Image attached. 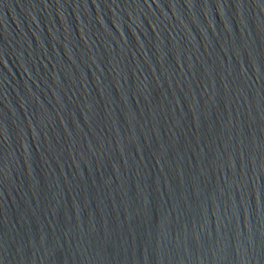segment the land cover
I'll return each mask as SVG.
<instances>
[{
  "label": "water",
  "instance_id": "water-1",
  "mask_svg": "<svg viewBox=\"0 0 264 264\" xmlns=\"http://www.w3.org/2000/svg\"><path fill=\"white\" fill-rule=\"evenodd\" d=\"M0 264H264V0H0Z\"/></svg>",
  "mask_w": 264,
  "mask_h": 264
}]
</instances>
